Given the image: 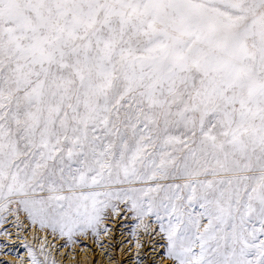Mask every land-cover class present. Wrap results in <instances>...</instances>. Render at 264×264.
<instances>
[{"label":"snow or ice","instance_id":"snow-or-ice-1","mask_svg":"<svg viewBox=\"0 0 264 264\" xmlns=\"http://www.w3.org/2000/svg\"><path fill=\"white\" fill-rule=\"evenodd\" d=\"M120 217L153 264H264V0H0L21 264Z\"/></svg>","mask_w":264,"mask_h":264},{"label":"rangeland","instance_id":"rangeland-1","mask_svg":"<svg viewBox=\"0 0 264 264\" xmlns=\"http://www.w3.org/2000/svg\"><path fill=\"white\" fill-rule=\"evenodd\" d=\"M111 231L97 241L92 236L80 237L82 243L75 246V251L69 248L57 251L56 256L61 264H139V257L144 258V264H153L152 245L145 244L141 250L134 246L133 238L129 235L131 219L123 217L108 221ZM7 231L11 236L0 235V264H21L20 257L27 255L25 236L32 241L30 232H20L9 218L0 226V232ZM56 244L65 241L57 239Z\"/></svg>","mask_w":264,"mask_h":264}]
</instances>
